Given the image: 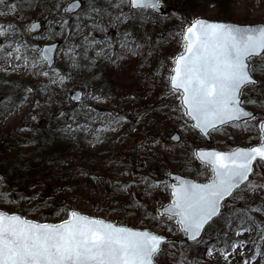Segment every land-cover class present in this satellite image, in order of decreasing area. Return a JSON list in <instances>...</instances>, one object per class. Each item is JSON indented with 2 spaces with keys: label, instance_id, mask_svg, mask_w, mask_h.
<instances>
[{
  "label": "rangeland",
  "instance_id": "1",
  "mask_svg": "<svg viewBox=\"0 0 264 264\" xmlns=\"http://www.w3.org/2000/svg\"><path fill=\"white\" fill-rule=\"evenodd\" d=\"M39 1L41 3L44 0H8L9 3H15L19 7L15 13L0 16V25L7 28L11 23L16 27L14 34L9 30L11 39L5 40L0 37V44L4 46L26 44L29 49L33 46L36 48V52H25L30 57L27 66L23 59L9 58L0 51V74L5 81L0 82V85L2 84L0 131L8 132L9 134L6 135H10L11 140L13 139L9 142L7 150L3 152L0 150V162L3 167H7L16 147H22L21 143L28 141L31 146L35 145L38 131L33 125H36L40 131L43 126L51 127L50 124L64 123V126L71 130V134L78 135L76 141L79 143H77L78 150L64 171V176L70 181H75V184L64 192L71 196V199L54 208L52 197L46 196L43 187L39 184L26 186L20 190L6 188V184L0 183V191H11L12 197L19 201L18 204L11 206L0 204V208L46 222H57L63 218L55 214L57 208L76 209L88 215L134 227H145L176 238V241L162 245V251L156 257L157 264H245V261L247 264H264V239H261V234L255 229L257 221L260 218L264 219V213L249 211L252 207L264 208V190L252 192L248 190L247 184L242 185L236 193L240 198L235 200L234 207L231 206L233 201L229 200V208L225 210L224 216L206 227L202 234V242L191 241L193 245L187 243L184 234L176 229L174 222L172 230L169 231L165 221L151 219L162 204L170 201V192L164 191V184L161 183L162 181L169 183V171L190 175L197 180L210 177L211 169L194 160L192 154L195 147L214 146L229 149L235 145H249L258 141L253 139L254 130L243 131L241 126H227L221 131L211 132L209 140H205L196 130L187 126L191 121L186 123V118H180L179 113L172 112V107L175 106L174 98L166 94L165 78L171 65V57L182 49L180 33L183 26L197 16L218 19L213 17L217 10L216 6L211 4L197 10L193 8L195 2L189 7V12H186L189 15L187 17L173 8L172 0H162L160 13H152L148 10L143 13L145 19L137 14L135 20L140 22L141 29H136L135 26L129 28L128 22L120 25V31L127 29L132 32L137 43L142 46L141 54L131 55L130 59L136 64V72L142 76L145 74L150 82L153 97L144 94L147 86L144 83L141 84L143 90L141 93L144 94L143 97L146 95L145 99L152 97L154 104L144 106L137 104L136 101L139 99L133 94L126 93L136 86L132 78L131 83H128L122 79L121 74H114L113 83L107 84L109 91H103L97 84H86L83 77H87V73L81 71L83 67L88 68L83 66L82 62L85 59L78 56L77 66L73 69L70 67L71 61L67 57L62 59L60 52L70 43L78 44L80 36L77 35L72 40L66 39L67 29L64 35H57L61 31L58 23H52L50 30L49 21L45 19L52 15L48 14V9H40ZM59 1L62 9L67 0ZM84 1L86 7L87 0ZM33 2L39 4L38 7L28 9ZM83 8L79 11L80 14H83ZM218 9L230 17L221 18L223 20L240 23L264 21V0H229ZM123 10L127 13L129 9L125 7ZM196 10L197 12H193ZM0 11L8 12V9L0 6ZM76 16L62 18L73 23ZM60 19L57 17L55 21ZM33 20H39L40 28L34 32L25 31ZM108 32L113 39L116 38L117 29L109 28ZM91 35L95 38L98 36V39L103 38L98 32ZM53 40L59 43L53 66L38 64L32 67L31 57L38 59L42 43ZM113 51H121L118 44H114ZM149 52L151 55L148 54ZM90 53L95 54L91 51ZM111 62H115L114 68H119L121 65V60H116L114 56ZM52 68L65 77L62 85L58 82L52 83L54 79L58 80ZM45 71L49 73L48 76L40 74ZM13 79L27 83V90L21 99H18L17 93L10 97L4 94L8 87L10 91H16V83ZM257 79L261 77L257 75ZM9 81L10 84H7ZM75 89L80 90V100H73L71 97ZM166 104L169 106L165 107ZM246 106L254 110L256 117L264 118V108L259 102L256 105ZM74 113H78L75 120L72 119ZM89 117H92L94 122ZM120 117L123 118V126L117 127L116 131L103 130L108 126L110 118ZM78 125L86 126L88 131L77 130ZM96 129L101 131L96 132ZM173 132L178 134L176 141L170 139ZM133 160H136V163L132 164ZM126 161L130 166H124ZM0 172L4 173L2 168ZM250 180L255 184H264V171L260 166H254V174L250 175ZM150 184L158 186L149 188ZM124 186H127L126 191L122 190ZM21 195L34 199L28 202L22 200ZM45 202L51 207H40L37 211H30ZM133 203L137 205L135 208L128 207ZM244 212L252 216V221L246 223L251 224L253 230L237 236L235 229L240 224V215ZM234 214L236 218L232 219ZM145 216L149 218L145 219ZM226 219L231 220L232 227L228 226ZM241 240L244 244L234 250L231 247L232 243ZM193 248L196 253L191 255L190 251ZM208 248H213L212 256L207 255ZM221 249L224 250V255L221 254ZM225 255L228 256L227 260L224 258Z\"/></svg>",
  "mask_w": 264,
  "mask_h": 264
},
{
  "label": "snow or ice",
  "instance_id": "2",
  "mask_svg": "<svg viewBox=\"0 0 264 264\" xmlns=\"http://www.w3.org/2000/svg\"><path fill=\"white\" fill-rule=\"evenodd\" d=\"M161 3L162 0H87L83 14H78L73 23L64 18L56 21L61 30L57 35H64L67 29L66 39L72 40L77 35L82 37L81 43H70L67 48L61 49V58L67 57L74 69L77 57L89 60L90 51L95 53L91 58L93 64L100 57L111 60L114 56L116 60H123L125 54L140 55L142 46L132 32L127 29L120 31V25L135 20L137 14L145 19L143 13L159 11ZM0 6L8 9V12L0 11V16L15 13L19 7L8 0H0ZM125 7L129 12H124ZM79 8L81 0H75L64 11ZM52 23L49 21L50 30ZM38 27L34 22L25 31L34 32ZM109 28L117 29L115 39L109 35ZM9 30L14 34L15 25L9 23L7 28L0 25V37L11 39ZM92 32L101 33L103 38L96 39ZM180 43L182 49L171 57L165 78L166 94L172 96L175 102L172 112L186 118V123L191 121L187 126L205 137L227 126H241L243 131L254 130L253 139L258 140L254 145L235 147L229 151L195 150L192 154L194 160L211 169L207 182L197 183L179 176L172 177L174 183L161 182L163 190L170 192V202L162 204V210L158 209L151 219L165 221L169 231L174 222L176 229L188 240L200 243L206 226L224 216L229 200L233 201L231 206L234 207L235 200L240 198L236 193L242 185L247 184L252 192L264 190V184H255L250 180L254 166L258 165L264 171V118L256 117L245 107L259 102L264 108V24L242 25L197 18L181 30ZM114 44L119 45L120 52L113 51ZM78 48L82 51L77 52ZM55 50L54 44L39 49L38 59L31 57L32 67L38 64L50 66ZM0 51L9 58L23 59L27 66L30 57L25 52H36V48L29 49L26 44H0ZM148 54L151 55V52ZM52 71L58 77L52 83L62 85L65 77L55 68ZM40 74L49 75L47 71ZM257 75L261 79H257ZM73 99L80 100V94L77 93ZM77 114L74 113L72 119L75 120ZM89 119L94 122L92 117ZM122 120V117L110 118L103 130L116 131L117 127L123 126ZM253 121L256 123L252 124ZM77 130L88 131V128L78 125ZM99 131L101 129H96V132ZM157 186L150 184L149 188ZM122 190L126 191L127 186ZM21 199L30 202L34 197L21 195ZM18 203L11 191H0V204L11 206ZM136 206L135 203L128 205L130 208ZM40 207L51 205L45 202L30 211H37ZM249 211L264 213V208L252 207ZM55 214L63 218L57 223H49L28 219L18 212L0 210V264H156L162 245L167 243L164 236L148 229L120 226L76 210L57 208ZM148 218L145 216V219ZM235 218L234 214L232 219ZM239 219L240 224L235 229L237 236L253 230L252 225L246 223L252 221L251 215L244 212ZM225 222L232 227L231 220L226 219ZM255 229L264 239V227L255 225ZM243 244L241 240L233 242L231 247L235 250ZM220 252L224 255V250ZM207 255H213V248L207 249ZM224 258L227 260L228 256Z\"/></svg>",
  "mask_w": 264,
  "mask_h": 264
},
{
  "label": "trees",
  "instance_id": "3",
  "mask_svg": "<svg viewBox=\"0 0 264 264\" xmlns=\"http://www.w3.org/2000/svg\"><path fill=\"white\" fill-rule=\"evenodd\" d=\"M227 1L229 0H172L171 2L174 5L173 8H175L178 13H183L184 15H187L186 12H189V7L195 2L196 5L193 8H196L197 10L212 4L216 6L217 9L213 17L227 19L229 16L218 9L219 6H224L225 2L227 3ZM60 4L61 3L59 0H44L40 3V9H48V14L52 15L51 17H46L45 20L56 23L55 20L57 17H70L72 15L80 14L78 11L75 14L66 15L63 11H61ZM38 5L33 2L29 5L28 9L37 8ZM48 6L50 8H48ZM197 10L193 12H197ZM127 12H129V10ZM165 14H167V12H165ZM188 16L189 15H187V17ZM139 23L140 22L136 20H130L127 24L129 28L135 26L136 29H141L142 26L140 27ZM123 30L124 29H122V31ZM86 31L88 32L87 29H85V33ZM92 33L96 34L97 32ZM97 37L96 39H98ZM81 41L82 37L80 36L78 44L81 43ZM81 51V49L78 50V52ZM94 56L95 54L90 53V59L84 60L82 62L83 66H88L87 69L83 67L81 70L83 73H87V77H83V80L86 84H97L99 87H102L103 91H106L108 90L107 84L109 83L111 85V83H113V75L121 74L123 80L131 83L130 79L132 78L134 81V83L133 81L132 83L136 84L135 88L129 89L126 91V93H131L135 98H138L139 100L136 101L137 104L144 106L149 105L150 103L154 104L152 101L153 93L150 91V82L148 78L145 77V74L142 76L136 72V64H134L130 59L131 55H128L125 59L121 60V65L119 68H114L115 64L113 63L115 62H111L110 59L105 57L96 58L95 63L93 64L91 62V58ZM115 70L116 73H114ZM2 76L0 74V82L4 83V77ZM13 82L16 83V91H10V87H8L4 91V94H7L10 97L11 95L17 93L18 99H21L25 94V90H27V83L23 80L20 81V79H13ZM143 83L147 85L144 94H150L152 96L148 99H145L146 95L143 97L144 94L141 93V91H143L141 84ZM7 84H10V81ZM145 111L147 112V109ZM50 125L51 127L47 125L46 127L43 126L40 131L36 125H33L38 131L36 133L35 145L31 146L30 142L28 141L21 143L22 147H16L9 165H7V167H3L0 162V168H2L4 171L1 181L2 183L6 184V188L9 187L11 189H20L26 186L30 187L39 184L43 187V191L45 192L46 196L52 197L54 202L53 206L55 208L57 205L64 204L71 199V196L64 192H66V189L72 187L75 184V181H70L68 178H66L64 176V171L68 167L72 156L76 154L79 143L76 142L78 141V135L74 136L75 133L71 134V130L65 127L64 123ZM6 134L9 133L0 131V150H2V152L7 150L9 147V142L13 141V139L11 140L10 135ZM131 162L134 164V162L136 163V160ZM124 166H130L128 161H126ZM257 225L264 227V219L260 218L257 221ZM258 233L260 232L258 231ZM187 243L190 245L194 244L191 242ZM195 248L191 249V255L196 253Z\"/></svg>",
  "mask_w": 264,
  "mask_h": 264
},
{
  "label": "water",
  "instance_id": "4",
  "mask_svg": "<svg viewBox=\"0 0 264 264\" xmlns=\"http://www.w3.org/2000/svg\"><path fill=\"white\" fill-rule=\"evenodd\" d=\"M75 2V0H68L66 3H65V5H64V9L65 8H67L71 3H74ZM81 5H82V0H81ZM77 10V9H76ZM76 10H74V11H70V13H72V12H75ZM66 12V11H65ZM157 12H161V9L159 10V11H157ZM197 18H200V19H204V20H207V21H209V22H232V23H236V24H242V25H256V26H259V25H261V24H264V22H250V23H240V22H234V21H229V20H218V19H209V18H205V17H202V16H197V17H195V18H193L191 21H193V20H195V19H197ZM190 21V22H191ZM37 23L39 26H40V22L38 21V20H35V21H33L32 23ZM189 22V23H190ZM31 23V24H32ZM186 26V25H185ZM184 26V27H185ZM40 27H38L36 30H38ZM52 44H54L55 46H56V48H57V46H58V41L57 40H54V41H49V42H44V43H42V45L40 46V49L41 48H44V47H47V46H49V45H52ZM56 51V50H55ZM55 51L52 53V56H53V61H52V64L49 66V65H46L47 67H51L52 65H53V63H54V61H55ZM77 93H79L80 94V90L79 89H75L73 92H72V94H71V97L73 98ZM75 100V99H74ZM246 107V106H245ZM246 109L247 110H249V111H252L253 113H254V111L252 110V109H250V108H248V107H246ZM192 123V122H191ZM198 131V130H197ZM199 132V131H198ZM173 137H178V134L176 133V132H173L172 133V135L170 136V138L172 139V140H174V141H176L177 139H173ZM206 140H209V138H210V135L209 136H203ZM258 143V142H257ZM254 144H256V143H254ZM254 144H252V145H254ZM235 147H248V146H244V145H236ZM235 147H233V148H235ZM198 149H203V150H205V151H209V150H219V151H229L230 149H232V148H230V149H220V148H217V147H196L195 149H194V151L195 150H198ZM168 175H169V177L171 178V181H170V183H174L175 181L174 180H172V177H174V176H179V177H181V178H183V179H190V180H192V181H194V182H197V183H204V182H207V180L206 181H198V180H195L194 178H192V177H190V176H188V175H183V174H180V173H178V172H174V171H170L169 173H168ZM1 173H0V178H1ZM170 202V201H169ZM169 202H167V203H169ZM167 203H165V204H167ZM160 209H161V207H160ZM0 210H4V209H1L0 208ZM72 210H76V209H72ZM162 210V209H161ZM76 211H78V210H76ZM78 212H80V211H78ZM80 213H82V212H80ZM20 214V213H19ZM82 214H85V213H82ZM21 215V214H20ZM85 215H88V214H85ZM23 216V215H22ZM90 216H92V215H90ZM97 217H99V216H97ZM100 218H102V217H100ZM28 219H30V218H28ZM103 219H105V218H103ZM105 220H108V219H105ZM109 221H111V222H113V223H115L114 221H112V220H109ZM40 222H45V221H40ZM59 222V221H58ZM49 223H52V222H49ZM55 223H57V222H55ZM115 224H117V223H115ZM117 225H120V226H128V227H132V226H129V225H125V224H117ZM132 228H136V229H148V228H137V227H132ZM148 230H150V231H152V232H154L155 234H159V235H162V236H164L165 238H166V240L167 241H171V240H173V237H171V236H167V235H165V234H161V233H158V232H155V231H153V230H151V229H148ZM185 238L187 239V237L185 236ZM188 240V239H187Z\"/></svg>",
  "mask_w": 264,
  "mask_h": 264
},
{
  "label": "bare ground",
  "instance_id": "5",
  "mask_svg": "<svg viewBox=\"0 0 264 264\" xmlns=\"http://www.w3.org/2000/svg\"><path fill=\"white\" fill-rule=\"evenodd\" d=\"M175 172H177V171H175ZM190 177H192V176H190ZM193 178V177H192ZM167 243H168V241H167ZM157 264V263H156Z\"/></svg>",
  "mask_w": 264,
  "mask_h": 264
}]
</instances>
